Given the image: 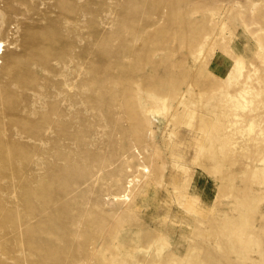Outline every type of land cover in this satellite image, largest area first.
<instances>
[{
  "label": "rangeland",
  "instance_id": "1",
  "mask_svg": "<svg viewBox=\"0 0 264 264\" xmlns=\"http://www.w3.org/2000/svg\"><path fill=\"white\" fill-rule=\"evenodd\" d=\"M0 42V264H264V0H0ZM237 194L261 246L226 260Z\"/></svg>",
  "mask_w": 264,
  "mask_h": 264
},
{
  "label": "bare ground",
  "instance_id": "2",
  "mask_svg": "<svg viewBox=\"0 0 264 264\" xmlns=\"http://www.w3.org/2000/svg\"><path fill=\"white\" fill-rule=\"evenodd\" d=\"M153 2V1H152ZM168 2V1H167ZM178 2V1H177ZM153 4V3H151ZM156 4V3H155ZM154 4V6H155ZM160 4V3H159ZM182 4V3H181ZM151 7V6H150ZM178 7V6H177ZM159 8V7H158ZM170 16L172 17H179V13L178 11L175 10V7L171 5V10H170ZM236 18V17H235ZM179 19V18H178ZM183 20V19H181ZM152 40V42H154L155 40L154 39H150ZM157 41V40H156ZM263 48V47H262ZM5 53V49H4V45H3V42H0V59L2 58V56L4 55ZM44 55V54H43ZM11 58V61L12 63L14 64V67L11 69V70H8L5 66H3L1 64V61H0V72H2V78L5 79V80H8V78L10 79L12 76L15 77L14 75H16L17 73V65L19 64V61H18V58L15 54H12L10 56ZM37 58V57H36ZM141 58V57H140ZM35 59V58H34ZM144 60V59H142ZM138 62V61H137ZM263 63V62H262ZM140 64L142 66V62H141V59H140V62L139 63H136V66H135V69H139L138 67H140ZM240 65V63H238ZM242 64V62H241ZM20 65V64H19ZM239 65H238V68H239ZM243 65V64H242ZM17 67V68H16ZM241 67V66H240ZM142 70V69H140ZM239 70V69H238ZM16 72V73H14ZM250 75V74H249ZM248 75V76H249ZM252 75V74H251ZM248 79H246V89H243L240 91L239 94H234L235 96H232L231 98L235 97L236 99L240 96L241 97H244L245 93H246V97H247V94H248V80L250 79V77H248ZM12 77V78H13ZM155 77V76H154ZM153 77L152 78H149V86L150 84H153L155 85L154 88H163L162 86L166 85L164 82H162L161 80L159 79H155ZM255 77V76H254ZM256 78V77H255ZM15 79V78H13ZM28 79L22 76H16V81L17 83H19L20 85H25L27 83ZM173 81V80H172ZM171 81V82H172ZM148 83V82H147ZM231 83V82H229ZM171 84V83H170ZM173 84L175 85V81L173 82ZM152 85V87H153ZM172 85V84H171ZM170 85V86H171ZM254 85V83H253ZM175 87H177L175 85ZM228 88V87H227ZM235 88V87H234ZM252 89V88H251ZM206 90V89H205ZM232 90V89H231ZM222 91V90H221ZM251 91V90H250ZM250 93V92H249ZM257 93V92H256ZM233 95V94H232ZM254 95V94H253ZM230 97V96H229ZM249 97V96H248ZM233 98V99H235ZM240 98H238L236 101H235V104L234 106H237V107H245L243 101L240 100ZM251 98V97H250ZM229 99V98H228ZM10 101H11V97L9 95V93L7 91H1L0 92V103L3 105V107H5L4 109L5 110H11L10 109ZM251 101L252 103L254 102V100H249ZM264 101V100H263ZM262 101L263 105H264V102ZM229 102V100H228ZM230 103V102H229ZM224 105V104H223ZM227 105V104H226ZM263 105H260V102H258L255 106H251L246 98V123L248 124V126H250V129L253 130L254 129V126H255V123L257 121H259V128L258 130H255L256 131V135L253 134L254 136L253 137H249L250 136V133H249V136L247 141H246V157H248L249 160H251L252 162L254 163H258V162H262L264 163V110H263ZM236 108V107H234ZM233 110V108H232ZM235 112V110H234ZM236 113V112H235ZM226 115V114H225ZM236 115V114H235ZM242 115V113L240 114ZM247 127V126H246ZM220 131V130H219ZM244 131V130H243ZM247 131V130H246ZM250 132V131H249ZM222 133V132H221ZM254 133V132H252ZM225 135V134H224ZM226 137V136H225ZM232 138V137H231ZM0 139H1V136H0ZM233 139V138H232ZM228 141V139H226ZM232 143V142H231ZM0 148H3V143L0 141ZM237 145V144H236ZM253 165V164H252ZM146 168V166H145ZM149 168V167H148ZM145 170V169H144ZM147 172L150 171L149 169L146 170ZM231 174V173H230ZM133 181V180H131ZM130 182V181H129ZM50 183H48L49 185ZM160 185V184H159ZM45 187L46 184H45ZM128 187H131V183ZM44 188V186H43ZM47 189V188H46ZM46 191H44L45 193ZM44 193L43 191H41V189H36V190H31L30 194L33 195L34 197V200L36 199H42V201L44 202V197L46 198L47 196H44ZM127 193L124 194L121 199H125V197H127ZM238 195V194H237ZM240 196V195H238ZM48 199V198H47ZM127 199H129V196L127 197ZM41 201V200H39ZM238 204H240V217H237L239 218V220H231V221H228L226 223H224V225H219L218 229L216 230V233L219 235V239L221 240L220 243H221V250L223 249L224 251V258L226 260H228V255L229 253H231L232 251V248H235V251H239L241 248L243 247H247V246H252V247H255L259 245V247L261 246V238L260 239H257V238H254L256 237L255 235L253 237L250 236L249 233H251L253 231L254 228V223H255V214L257 212V207H256V204H255V201L254 199H252L251 197H249V194H247V196H240L238 198ZM30 200H28V205L30 204ZM37 203V204H36ZM36 203H33L35 204L33 207L35 209H38L36 208L39 204L38 202L36 201ZM42 203V202H41ZM44 203H47V200L46 202ZM32 207V208H33ZM33 208V209H34ZM34 209V210H35ZM36 211V210H35ZM238 216V215H237ZM263 228L260 230H258L259 232L262 231ZM213 232V231H212ZM215 232V230H214ZM256 232V231H255ZM254 232V234H255ZM262 233H264V231H262ZM261 233V234H262ZM259 234V233H258ZM253 235V234H252ZM259 238V237H258ZM263 244V242H262ZM241 245V246H240ZM240 246V247H239ZM263 246V245H262ZM251 248V247H250ZM262 248V247H261Z\"/></svg>",
  "mask_w": 264,
  "mask_h": 264
}]
</instances>
